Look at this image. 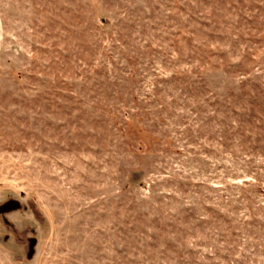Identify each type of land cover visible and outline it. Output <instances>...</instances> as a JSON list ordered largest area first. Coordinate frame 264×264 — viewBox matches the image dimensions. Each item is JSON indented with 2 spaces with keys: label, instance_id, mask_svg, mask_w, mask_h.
Wrapping results in <instances>:
<instances>
[{
  "label": "rangeland",
  "instance_id": "rangeland-1",
  "mask_svg": "<svg viewBox=\"0 0 264 264\" xmlns=\"http://www.w3.org/2000/svg\"><path fill=\"white\" fill-rule=\"evenodd\" d=\"M0 264H264V0H0Z\"/></svg>",
  "mask_w": 264,
  "mask_h": 264
}]
</instances>
